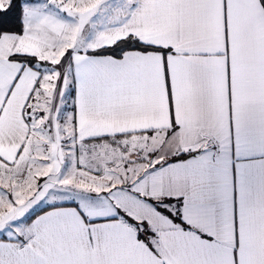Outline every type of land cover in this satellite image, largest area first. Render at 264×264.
<instances>
[{
	"label": "crops",
	"instance_id": "crops-1",
	"mask_svg": "<svg viewBox=\"0 0 264 264\" xmlns=\"http://www.w3.org/2000/svg\"><path fill=\"white\" fill-rule=\"evenodd\" d=\"M29 1L23 32L0 36V210L48 171L72 189L56 201L53 184L33 182L18 208H49L25 224L24 237L0 236V264H264L260 0ZM127 36L156 49L88 53ZM59 61L71 79L77 142L170 137L163 159L124 185L106 177L92 186L77 180L74 165L64 174L57 157L37 158L39 131L27 112L43 66L52 74ZM177 154L187 157L168 160ZM170 199L187 228L153 205Z\"/></svg>",
	"mask_w": 264,
	"mask_h": 264
},
{
	"label": "rangeland",
	"instance_id": "rangeland-1",
	"mask_svg": "<svg viewBox=\"0 0 264 264\" xmlns=\"http://www.w3.org/2000/svg\"><path fill=\"white\" fill-rule=\"evenodd\" d=\"M7 1L0 0V8L5 7ZM60 1L58 2L59 5L64 4L65 6H69V0ZM28 3L35 5L36 0H31ZM106 6H110V4ZM60 62L57 63L58 68H54L52 74H50L48 66H43L42 77L40 78L41 86L36 88L33 99L30 101L32 106L29 107L27 112L31 127L34 126L33 130L39 131V137L35 139V142L36 149L39 152L41 151L42 155L37 156V158L42 157L45 159L44 162H50L53 158L57 157L56 160L59 163H63L62 166L65 168L63 170L64 174H69L67 170L69 165H74L77 180L92 186L102 184L101 182L108 179L113 180V178H117L118 183L124 185L132 176L144 171L157 159L160 161L163 159L162 150L166 147L165 144L171 140L170 137L160 140L156 137L152 139L148 135H142L133 137V139L123 137L122 139L107 138L86 143L77 142L72 137L71 107L70 102H68L71 92L69 87L71 79L68 70ZM40 93L42 95L40 96L41 105H39V102L35 105V97ZM83 148H89L90 151L83 153ZM175 156L167 158L171 160ZM48 177H50L49 171L46 172V175L39 174L38 177L33 179L36 181L35 186H37L39 181L53 184L54 187L50 189L48 194L53 196L56 201L57 199L61 200L66 195L65 193L69 194V189H72V186H69L70 181L68 179H60L58 175L55 179ZM21 182L22 180L19 178L18 185H21ZM31 193H33L32 190L27 192V196L20 195L22 199L16 201L15 204L12 203L11 205L14 204L13 208L8 213L3 212L6 210H0V216H2L0 218L1 237L17 239L24 237L22 232L25 230L27 218L32 212H21L22 208L18 207L26 204ZM47 201L42 203H47ZM91 201L95 203L99 199ZM158 204L160 206L163 205L162 207L165 210L173 212L175 209V203H172L171 206L168 203L162 202ZM141 229L144 236L149 237L148 230L142 226V223L140 224Z\"/></svg>",
	"mask_w": 264,
	"mask_h": 264
},
{
	"label": "trees",
	"instance_id": "trees-1",
	"mask_svg": "<svg viewBox=\"0 0 264 264\" xmlns=\"http://www.w3.org/2000/svg\"><path fill=\"white\" fill-rule=\"evenodd\" d=\"M260 2L264 8V0H260ZM23 29H24V23H23L22 0H9L8 4L4 8H0V36L3 33L20 34L23 32ZM131 49L150 51V50H155L156 48L144 44L143 42L139 41L137 38H134L133 36H127L113 44L101 46L95 50L89 51L88 53L91 55H111L115 57H121L127 50H131ZM12 58L24 62L30 66L35 63V58L34 56L31 55L16 54L13 55ZM186 157L187 154H178L175 157H172L171 160H178ZM167 201H168L167 203L170 206L172 205V203H175V209L173 210V212L170 210H165L158 203H154V202L153 203L157 210L167 215L174 223L178 224L181 227L187 228L185 222L181 219L180 216L179 202L173 199ZM48 208L49 207L38 208L29 215V217L27 218L28 220L26 222L29 223L33 218L34 214L40 213L41 211H44L45 209ZM119 213L127 221L132 223L134 222V220L123 211H120Z\"/></svg>",
	"mask_w": 264,
	"mask_h": 264
},
{
	"label": "built area",
	"instance_id": "built-area-1",
	"mask_svg": "<svg viewBox=\"0 0 264 264\" xmlns=\"http://www.w3.org/2000/svg\"><path fill=\"white\" fill-rule=\"evenodd\" d=\"M34 185H36V182H34ZM32 188H34V187H33V183H32V184H29L25 189L20 190V194H21L22 196H27V195H26L27 192L30 191V190H32Z\"/></svg>",
	"mask_w": 264,
	"mask_h": 264
}]
</instances>
